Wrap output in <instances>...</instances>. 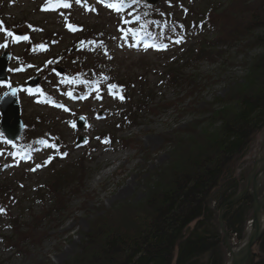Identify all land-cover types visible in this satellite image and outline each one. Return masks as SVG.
Listing matches in <instances>:
<instances>
[{"label": "rangeland", "instance_id": "obj_1", "mask_svg": "<svg viewBox=\"0 0 264 264\" xmlns=\"http://www.w3.org/2000/svg\"><path fill=\"white\" fill-rule=\"evenodd\" d=\"M178 1L156 0L152 7L156 13L169 18L171 13L168 4ZM218 1H221V6L217 3L215 7L230 6L227 12L220 11L221 15H216L215 22L220 25L222 32L217 28V36L214 34L215 37L208 40L210 47L207 44L201 47L202 53H196L195 50L190 52L199 39L198 36L192 39L193 33L180 46L174 45L170 49L164 46L161 51L138 43V31H130L131 45L127 51L112 46L113 59L107 60L103 68L112 72L119 82H127L126 78H130L131 87L137 90L134 98L130 99L132 92L124 89L127 100L123 98L120 101L114 99L111 93H106L103 84L95 88L79 83L75 89L71 79L76 75L86 72L88 83L94 81L91 78L99 76L90 73L91 68L84 64L76 52L69 53L75 57L72 60L66 56L76 39L80 48H85L89 43L81 36L110 29L107 16L78 15L71 29V32L77 33L65 32L62 39L53 41L54 35L62 31L61 16H41L39 12H34L40 0H24L16 3L10 11H6L0 0V17L4 27L5 21L7 27L17 29L12 25L16 22L13 16H20L22 7L28 14L25 19L21 16L20 20L32 23L31 27L35 28L31 30L32 36L28 41L0 37V45H7L0 47V53L7 50L11 54L8 81L0 83V95L9 86L19 87V101L24 109L21 117L27 124L26 133L18 145L24 150L17 151V146L13 145L10 156L5 149L3 153L0 150V183L9 179L17 187L16 200L6 207L3 205L5 210L0 212V264H83L80 263L81 257L89 248L90 241L99 236H96L98 233L117 235L124 229L123 222L130 216L134 222L142 217L138 210L147 209L146 201L150 194L163 190L175 174L184 176L190 165L201 159L203 149L214 146L215 128L220 119L234 116L236 103L233 96L245 86L243 78L250 69V63L261 52L259 47L247 49L246 46L253 34L259 32L243 30L245 24L242 25L240 21V5L244 0ZM257 1L249 0L248 5L252 6ZM214 2L216 0H207L204 5L207 7ZM182 3L183 0L180 5ZM201 3V0H188L184 8L190 6L194 15V8L203 7ZM135 4L140 13L144 3L137 0ZM183 6L177 9L182 11ZM70 12V15L74 14ZM76 24L81 25L82 31ZM233 28H237L240 34L233 36L236 35V40L241 38L240 41L235 40L230 45H214L216 39H220L219 43L230 41L228 35ZM143 31L148 33V29ZM152 40L162 44L156 39ZM39 45H43L42 50ZM19 63L26 66L24 71H18ZM31 65L32 68L28 67ZM56 66L64 74H69L70 77L65 75L69 78L66 82L54 78L52 70ZM171 69L179 71L180 78L168 84L161 75ZM34 76L46 83L42 90L31 91L25 87V82ZM98 80H102V77ZM62 83L67 84V88ZM48 95L51 97L48 98ZM37 115L43 117L42 123H38L42 125L40 127L31 120L37 119ZM79 116L85 120L80 130L73 127ZM126 116H130L129 122ZM106 133L113 134L111 142L105 138L108 137ZM78 136L84 142L76 145ZM43 137L47 141L39 143L38 140ZM120 139H124L125 143ZM263 139L264 127L253 134L246 155L239 159L236 175L244 174L243 186L256 158L264 153V146L260 149ZM78 168V172L83 174L82 186L78 191L73 189L76 182L73 178L72 186L69 187L68 183L62 187L63 197L67 196V199L62 198L60 204L65 205V211L41 223V231L46 234L39 247L26 246L27 255L5 247L1 237L12 235L8 216L27 222L31 213L37 215L43 207L53 205L42 185L53 183L57 171L69 170V174H74ZM72 174L67 179H71ZM99 174L102 176L95 181ZM249 192H252L250 185ZM263 192L264 179L257 194ZM250 215L251 210L248 211ZM227 237L232 247L240 242L236 235ZM227 256L225 247L223 264ZM82 259L84 262L85 257Z\"/></svg>", "mask_w": 264, "mask_h": 264}, {"label": "trees", "instance_id": "obj_2", "mask_svg": "<svg viewBox=\"0 0 264 264\" xmlns=\"http://www.w3.org/2000/svg\"><path fill=\"white\" fill-rule=\"evenodd\" d=\"M67 1L71 5L69 9H81L73 0ZM181 1L168 4L171 18L174 17V20L171 21L170 18V22L165 25L160 18L161 27L177 37L181 36V31L198 33V42L194 48H190V52L195 50L196 53H202L203 45L211 46L208 40H211L214 34L217 36V28L222 32L220 25L215 22L216 15L227 12L230 4L226 8L215 7L219 3L216 0L206 7L204 3H207V0H201L205 9L201 6L194 8L192 15L189 6L188 9L185 8L186 13L180 17V12H176L177 8L188 5V0H183L180 5ZM248 3L249 0H244L240 5V21L242 25L245 24L243 30L259 33L253 34L246 46L247 49L259 47L261 52L252 60L250 69L243 78L245 88L233 96L236 103L234 116L220 119L215 128L218 133L214 130V146L203 149L201 159L189 164V171L184 176L175 174L163 190L150 194L146 201L147 209L138 210L142 217L134 222L130 216L123 222L124 229L117 235L107 234L106 231V234L98 233L96 236H99L90 241L89 248L82 255L85 257V264H223L225 246L217 224V212L224 202L242 189L244 174L236 175L239 159L246 155L253 134L264 127V0H258L252 6ZM177 13L179 17L176 16ZM232 30L228 35L230 41L219 43L220 39H214V45L232 44L236 35H240L237 28ZM92 32L88 36L97 38L95 40L100 41V45L95 44L94 40L87 48L90 56L98 59L106 50L103 47L106 39L100 32ZM233 34H236L235 37ZM179 75V71L171 69L163 75V80L171 84L180 78ZM126 118L129 122L130 116ZM120 140L125 143L124 139ZM78 171L79 168L74 174L71 173V179H67L71 175L69 170L56 172L53 183L47 187L58 201V204L55 201L54 208L57 214L65 211V205L60 204L62 187L68 183L69 187L72 186L73 178L76 180L73 189L78 191L82 186L83 174ZM250 206L251 193L247 192L236 203H230L223 208V224L229 237L233 233L237 235V239L241 237L245 223L250 218ZM50 213L51 211H43L38 217H32L29 223L23 224L25 231L21 230V224L13 225L12 237L6 238L5 244L14 246L18 251L24 249L25 242L36 243L38 246L45 235V232H37L38 227ZM13 222L15 224V221ZM247 264H264V232L253 245Z\"/></svg>", "mask_w": 264, "mask_h": 264}, {"label": "water", "instance_id": "obj_3", "mask_svg": "<svg viewBox=\"0 0 264 264\" xmlns=\"http://www.w3.org/2000/svg\"><path fill=\"white\" fill-rule=\"evenodd\" d=\"M147 3L153 4L156 0H146ZM7 63V55H2L0 57V80L5 79V68ZM37 82L36 79L30 81L29 85H35ZM0 107L2 112V123L1 130L6 134V136L12 140L15 139L22 131L23 125L19 118V109L17 106L15 98V90H10V92L5 95L0 100ZM80 126V123H79ZM264 175V154L261 157H257L251 171L247 174L246 184L243 188V191L238 192L234 199L241 196L246 192L251 186L252 191V222L250 223V230L248 235L245 236V241L241 247L234 252L233 247L229 245L228 237L225 232V229L221 222V208L219 210V227L224 236L225 247L228 251V256L230 257L231 264H245L250 256L252 246L260 238L264 232V226L260 225L259 217L261 208L264 202V193L258 197L257 190L260 183L262 182V176ZM231 199L230 201H232Z\"/></svg>", "mask_w": 264, "mask_h": 264}, {"label": "bare ground", "instance_id": "obj_4", "mask_svg": "<svg viewBox=\"0 0 264 264\" xmlns=\"http://www.w3.org/2000/svg\"><path fill=\"white\" fill-rule=\"evenodd\" d=\"M126 21V20H125ZM125 21H124V23H125ZM116 38V37H115ZM80 39V38H79ZM117 40V39H116ZM131 45V44H130ZM119 48L120 49H123V50H127L125 47H123V46H119ZM263 146H264V139H263V141H262V143H261V146H260V149H262L263 148ZM264 154V153H263ZM249 173V172H248ZM102 176V174H99V175H97L96 177H95V181L96 180H99L100 179V177ZM246 179H247V175H246ZM262 179H264V175L262 176ZM263 181V180H262ZM245 186V185H244ZM244 186L242 187V189H240L239 191H237V193L238 192H241V190L243 191V188H244ZM248 190H249V188H248ZM248 190L246 191V192H244L241 196H239V197H237V198H235L234 199V197H235V195L237 194H234L233 196H231L226 202H224L220 207H219V209H218V212H217V216H216V219H217V224H218V227H219V223H218V221H219V210H220V208H221V215H220V218H221V222H222V225H223V227H224V224H223V219H222V212H223V208L226 206V205H228V204H230V203H236L239 199H241V197L243 196V195H245V193H247L248 192ZM264 193V192H263ZM262 193V194H263ZM251 194H252V192H251ZM261 194V195H262ZM261 195H258L257 194V196L258 197H260ZM231 199H233L232 201H230ZM250 210H251V215H250V218H249V220H247L246 221V225H245V228H244V234L243 235H241V237L238 239V240H240V242L238 243V244H236L235 246H233V251L234 252H236L240 247H241V245L244 243V241H245V236L246 235H248V233H249V230H250V223L252 222V195H251V206H250ZM259 222H260V225L261 226H264V202H263V206H262V208H261V212H260V217H259ZM225 229V228H224ZM219 230H220V227H219ZM220 232H221V230H220ZM225 232H226V230H225ZM226 234H227V232H226ZM263 234V233H262ZM234 235H236L235 233H233L232 234V237L234 236ZM237 236V235H236ZM223 240H224V237H223ZM256 243V242H255ZM230 245V244H229ZM231 246V245H230ZM232 247V246H231ZM80 257H81V255H80ZM82 261H83V259H82ZM81 263H83V264H85V262H81ZM231 264V260H230V257L229 256H227V259H226V262H225V264ZM245 264H247V262L245 263Z\"/></svg>", "mask_w": 264, "mask_h": 264}, {"label": "snow or ice", "instance_id": "obj_5", "mask_svg": "<svg viewBox=\"0 0 264 264\" xmlns=\"http://www.w3.org/2000/svg\"><path fill=\"white\" fill-rule=\"evenodd\" d=\"M135 2H137V0H133V3H135ZM76 3H77V4L81 3V0H76ZM61 6L64 7V8H69V7H71V5H70L69 3H67V2L62 3ZM107 7L110 8V9H113V10H115V11H117V12H119V11H121L122 8H123V0H117V2L108 3V4H107ZM45 10H50V9L47 7V5H46ZM137 19H139V17H137ZM127 22H128V21H125V23H127ZM68 27H69L70 29L73 28V26H72L71 24H68ZM0 30H2V31H6L8 36H12V35H13L12 32L7 31L6 29H2V28H0ZM73 30H75V29H73ZM16 39H17V40H19V39L28 40L29 38H28L27 36H25V37H17ZM177 42H179V41H177ZM6 46H7L6 44H5V45H0V47H6ZM40 47L43 48V45H41ZM110 87L113 88V89H115V88H117L118 86L115 85V84H113V85H111ZM120 99H123V97L121 96ZM65 111H68V109H65ZM73 127H75V125H73ZM42 142H43V141H42ZM105 142H108V141H105ZM63 155H67V153H64ZM38 167H40V166L38 165ZM0 211H3V209H0Z\"/></svg>", "mask_w": 264, "mask_h": 264}]
</instances>
